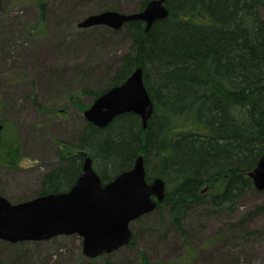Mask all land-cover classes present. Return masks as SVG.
<instances>
[{
	"label": "trees",
	"instance_id": "16d2710c",
	"mask_svg": "<svg viewBox=\"0 0 264 264\" xmlns=\"http://www.w3.org/2000/svg\"><path fill=\"white\" fill-rule=\"evenodd\" d=\"M148 1L141 0L136 10H143ZM15 2L39 9L31 34L39 27L44 30L47 0ZM165 3L168 17L157 20L148 31L141 20L126 25L131 46L106 87L121 85L141 67L154 104L147 127L134 113L122 114L102 129L87 123L80 145L103 176L132 168L142 155L148 175L160 176L166 183V199L146 227L162 236L171 229L179 231L186 251L166 262L151 261L141 252L139 264L192 261L196 249L187 242L182 224L188 211L204 206L213 215L233 212L246 192L256 190L248 173L264 155V0ZM85 88L65 96L81 112L87 106L79 103L78 96L87 93ZM90 92L96 97L101 93ZM57 101L51 102L52 108ZM39 108L43 112L46 105ZM18 145L17 130L7 119L0 163L19 162ZM79 165L76 157L71 166L51 173L45 193L63 191ZM260 214L264 215V198L249 215ZM129 245H134L133 237Z\"/></svg>",
	"mask_w": 264,
	"mask_h": 264
},
{
	"label": "rangeland",
	"instance_id": "374dc122",
	"mask_svg": "<svg viewBox=\"0 0 264 264\" xmlns=\"http://www.w3.org/2000/svg\"><path fill=\"white\" fill-rule=\"evenodd\" d=\"M140 1L47 0L45 28H37L34 34L29 28L39 19V9L15 0L1 1L0 123L7 119L14 123L24 154L17 171L0 163V195L12 204L40 196L43 175L58 160L57 141L73 145L74 151L81 140L84 112L77 103L69 105L65 96L86 87L89 92L79 95L78 100L87 108L92 105L95 96L90 91L106 89L131 46L125 27L83 29L78 24L107 9L133 13ZM261 15L264 18V9ZM56 99L57 110L62 109L66 117L54 118L49 113ZM39 105H46V113L40 112ZM263 198L262 191L251 189L231 213L213 215L204 206L190 209L182 224L196 254L186 264H264V215H249ZM152 214L130 224L131 247L130 241L110 253L88 258L83 254V237L77 233L40 241L0 239V264H139L141 252L151 261L180 258L186 251L181 233L171 229L162 236L148 229L157 217ZM221 235L222 240L216 241Z\"/></svg>",
	"mask_w": 264,
	"mask_h": 264
},
{
	"label": "water",
	"instance_id": "95a60500",
	"mask_svg": "<svg viewBox=\"0 0 264 264\" xmlns=\"http://www.w3.org/2000/svg\"><path fill=\"white\" fill-rule=\"evenodd\" d=\"M165 0H150L145 8L133 13L104 10L87 16L79 27L106 25L121 29L125 24L141 20L148 31L157 20L167 18ZM154 104L144 83L143 69L136 68L121 85L104 91L85 110V118L99 128L115 117L134 113L147 127ZM3 124L0 123V138ZM256 189L264 192V155L248 173ZM165 196L162 178L146 181L144 157L137 158L132 169L103 185L86 158L82 171L70 190L39 196L12 204L0 195V239L9 242L40 241L74 233L83 237V253L89 258L110 253L132 239L131 222L155 210Z\"/></svg>",
	"mask_w": 264,
	"mask_h": 264
},
{
	"label": "flooded vegetation",
	"instance_id": "af4514ba",
	"mask_svg": "<svg viewBox=\"0 0 264 264\" xmlns=\"http://www.w3.org/2000/svg\"><path fill=\"white\" fill-rule=\"evenodd\" d=\"M28 5V4H27ZM145 23V22H144ZM91 27H93V26H91ZM78 28H82V27H79L78 26ZM87 28H89V27H87ZM122 28H124V27H122ZM121 28V29H122ZM83 29H85V28H83ZM109 89V88H108ZM108 89H106V90H108ZM105 89H104V91H106ZM104 91H102L101 93H100V95L104 92ZM94 96H95V100L97 99V97H96V94H93ZM99 95V96H100ZM94 100V101H95ZM93 101V102H94ZM67 103L69 104V105H71L73 102H69V101H67ZM91 106V105H90ZM89 106V107H90ZM88 107V108H89ZM50 108L51 109H53L54 110V113L53 112H51V111H49V113L51 114V116L52 117H54V118H56V117H66L62 112H63V110L62 109H59V110H57V105H56V103H55V105H54V108H52L51 107V105H50ZM87 108V109H88ZM87 109H85V110H87ZM39 110H40V112H41V109L39 108ZM44 112V111H43ZM43 112H41V113H43ZM85 112V111H84ZM44 113H46V112H44ZM61 115H63V116H61ZM120 116V115H119ZM83 117L85 118V115H84V113H83ZM118 117V116H117ZM114 119H116V117L114 118ZM113 119V120H114ZM85 120H86V123L85 124H87V123H91V122H89L86 118H85ZM112 120V121H113ZM111 121V122H112ZM110 122V123H111ZM1 124H3V129L1 130V138H0V141H1V139H2V137H3V132H4V130H5V124L4 123H1ZM91 124H93V123H91ZM94 125V124H93ZM96 126V125H95ZM107 126V125H106ZM106 126H104V127H106ZM15 127V126H14ZM96 127H98V126H96ZM104 127H101L100 129H102V128H104ZM99 128V127H98ZM16 130H17V137H18V139H19V141H20V145H18L17 146V150H18V153H20V155L18 156L19 157V162H16L15 161V163L13 164V165H5L6 166V168H8V169H10V170H18V169H20V167H19V164H20V161H21V159H22V157H24V154H22V150H23V142H22V137L20 136V133H19V131H18V129L16 128ZM84 131V130H83ZM82 131V132H83ZM81 135H82V133H81ZM82 137V136H81ZM80 137V138H81ZM57 143H58V146H59V156H58V160H56V164H55V166L50 170V171H48V172H46L44 175H43V179H42V181H41V185H42V189H41V191L38 193V195H40V196H45V195H49V194H58V193H63V192H67L68 190H70V188L72 187V185L74 184V182L76 181V179L78 178V176L80 175V173H81V171H82V168H83V165H84V162H85V160H86V158H88V157H90L91 158V156H89L88 155V151L87 150H84V149H81V140H80V142L77 144V146H76V150H72L73 149V145H69L68 143H62L61 141H57ZM76 157H78L79 158V162H80V165H79V167L77 168V171H76V173H75V175L73 176V178H71V180H70V182L69 183H67L65 186H64V190L63 191H59L58 193H45V191H44V188H45V184H46V180H47V177L51 174V173H53V172H57V171H60V170H62L63 168H67V167H69V166H71V162H72V160H73V158H76ZM139 157V156H138ZM137 157V158H138ZM137 158L135 159V161H134V164H133V166H132V168L134 167V165H135V162H136V160H137ZM92 159V158H91ZM4 165V164H3ZM92 166H93V168H94V170L97 172V174L99 175V177L101 178V181H102V184L103 185H105V184H107V183H109V182H111V181H113L118 175H120L121 173H123V172H125V171H128V170H130V169H132V168H130V169H128V170H124V171H122L121 173H119V174H116V175H106V176H103L102 175V171L101 170H98V169H96V167H95V165H94V161H93V159H92ZM144 167H145V170H146V181L148 182V183H152V181H154L156 178H159L160 176H154L153 175V173H150L151 175L149 176L148 175V168H147V166H146V164H145V159H144ZM101 174V175H100ZM101 176H103L105 179H104V181H103V179H102V177ZM163 179V178H162ZM165 182V181H164ZM166 194H167V188H166V183H165V196H164V198H163V200L162 201H165V199H166ZM152 199L153 200H157L155 197H152ZM72 235V234H71ZM50 239V238H49ZM47 240V239H46Z\"/></svg>",
	"mask_w": 264,
	"mask_h": 264
},
{
	"label": "bare ground",
	"instance_id": "6f19581e",
	"mask_svg": "<svg viewBox=\"0 0 264 264\" xmlns=\"http://www.w3.org/2000/svg\"><path fill=\"white\" fill-rule=\"evenodd\" d=\"M108 125V124H107Z\"/></svg>",
	"mask_w": 264,
	"mask_h": 264
}]
</instances>
